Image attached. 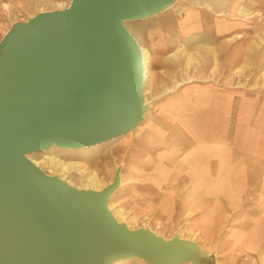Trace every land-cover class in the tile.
I'll return each mask as SVG.
<instances>
[{
	"label": "water",
	"instance_id": "obj_1",
	"mask_svg": "<svg viewBox=\"0 0 264 264\" xmlns=\"http://www.w3.org/2000/svg\"><path fill=\"white\" fill-rule=\"evenodd\" d=\"M175 1L70 0L13 21L0 38V264L213 261L208 253L183 257L177 234L118 221L108 200L119 167L101 189L81 188L27 157L52 146L98 145L139 125L144 64L125 22Z\"/></svg>",
	"mask_w": 264,
	"mask_h": 264
},
{
	"label": "crops",
	"instance_id": "obj_2",
	"mask_svg": "<svg viewBox=\"0 0 264 264\" xmlns=\"http://www.w3.org/2000/svg\"><path fill=\"white\" fill-rule=\"evenodd\" d=\"M176 8L178 16L169 11L153 18L155 31L165 25L207 32L217 69L240 68L245 80L230 88L192 86V122L181 128L187 141H160V180L147 179V199L168 229L188 218L186 230L206 233L219 257L215 264H236L242 255L264 249V0H180ZM182 15L184 29L176 23Z\"/></svg>",
	"mask_w": 264,
	"mask_h": 264
},
{
	"label": "rangeland",
	"instance_id": "obj_3",
	"mask_svg": "<svg viewBox=\"0 0 264 264\" xmlns=\"http://www.w3.org/2000/svg\"><path fill=\"white\" fill-rule=\"evenodd\" d=\"M68 1L69 0H0L1 32H5L13 21L26 20L27 17L40 11L63 8L61 5L65 6ZM178 1L180 0L175 1L169 8L158 14L160 15L165 12L173 11L178 16L180 13V10L176 8ZM158 14L146 19L125 22L137 42L146 49L150 50L153 45H157L160 41L156 49H151V53L155 55L149 64V80L143 84V96L147 101V108L141 124L139 123L132 131L98 144L95 147L79 151L53 147L54 149L52 148L48 152L43 153L42 151H35L30 154V156L37 160H44L45 155L56 154V156L65 161L76 160L80 163L81 168L86 171L88 170V173L95 172L104 183L111 181L115 169L119 167L125 181L116 189L111 202L115 209L120 208L122 211L124 210L123 212L128 214L129 217L132 216L129 222L130 228L150 227L158 234H162L165 238H169L174 235L176 229L181 226L179 229L182 230V235L189 238L191 237L198 244L206 247L209 250L208 255L213 258V261H216V258L219 257L216 256L213 249L208 247L207 234L200 232L193 233L192 231L186 230L184 224L188 222V218L180 219L178 223H175L176 225L179 224L177 226L172 223L173 225L171 227L173 228L168 229L169 226H167V222L151 204L153 201L146 199L147 179H160L159 143L161 140H167V142L176 141L178 143L187 141V137L182 133L183 131L181 128H185L186 124L192 122L190 119L192 105L189 102L192 86L195 84H211L217 87L230 88L232 85H238L240 80H245V78L241 77L238 72L221 71L220 68L216 71H211L212 66L208 64V55L204 50L208 42L207 32L196 34L193 33V31H182L177 27L165 29V25L161 30L156 32V24L152 21L154 17L159 16ZM185 18L186 17L182 15L177 21L181 29H184L186 26ZM180 45L197 58V61L193 62L187 70L190 75H195L194 79L189 81L185 79L186 74L184 69H186V55L182 54L177 58L169 56V54ZM209 74H211L212 77L205 78V76ZM176 81H180L178 86L170 87L163 91ZM241 89L246 90V88ZM173 115H179L180 119L172 120L168 118V116ZM149 125L153 127H159L160 125V129L147 130V126ZM145 151L146 154L144 153ZM42 165V169L45 172L60 175L56 173L53 167L46 164V162L42 163ZM123 167H126V169ZM83 175L84 174L80 171L71 169L70 173H67V178L71 176V179H69L74 186H82L86 183L85 175ZM239 260V264H264V249L244 254ZM125 264L146 263L133 259ZM183 264H190V262Z\"/></svg>",
	"mask_w": 264,
	"mask_h": 264
},
{
	"label": "bare ground",
	"instance_id": "obj_4",
	"mask_svg": "<svg viewBox=\"0 0 264 264\" xmlns=\"http://www.w3.org/2000/svg\"><path fill=\"white\" fill-rule=\"evenodd\" d=\"M70 1V0H69ZM69 1L66 3L65 6H62L61 7H66L68 4H69ZM61 3V2H60ZM59 6V5H58ZM163 14V13H162ZM159 15V14H158ZM162 16V15H161ZM176 23H178L176 21ZM171 25V24H170ZM179 27H180V24H179ZM166 29V27H165ZM130 30V29H129ZM139 46H140V49H141V53H142V57H143V64H144V83L147 82L149 80V77H150V70H149V64H150V52L148 49H146L143 45H141L139 42H138ZM181 44V43H180ZM177 46V45H176ZM205 52H207V54H211L212 58L214 59L213 61V65L211 67V71H216L217 70V67H218V62H217V59H216V56H215V52H214V47L211 46V45H207L206 46V49H204ZM186 55V69L185 70V74H186V77L185 79H187L188 81L189 80H192L194 79L195 75H190L187 70L188 68H190V66L192 65L193 62L197 61L196 57L192 54V53H189L185 50L184 47H182L181 45L178 46L172 53L169 54V56L171 57H174V58H177V57H180V55ZM199 59V58H198ZM221 59V58H220ZM212 62V61H211ZM223 62V61H222ZM221 62V64H222ZM198 65V64H197ZM195 66V65H194ZM196 67V66H195ZM238 69V73L240 71V68H237ZM233 71V70H232ZM220 72V71H219ZM237 72V71H236ZM219 74V73H218ZM234 75V74H233ZM199 77V76H198ZM212 75L209 74V75H206L205 78H211ZM216 78V77H215ZM180 84V81H176L174 82L171 86H168L166 87L163 91L167 90L168 88L170 87H175V86H178ZM146 99H144V104H146ZM145 117V116H144ZM141 124V122H140ZM154 129V128H153ZM132 131V130H131ZM140 131V130H139ZM146 131V130H145ZM130 132V131H129ZM159 132V130H158ZM133 133V132H132ZM142 133V132H141ZM160 133V132H159ZM133 135V134H132ZM141 135V134H140ZM131 137V136H129ZM140 137V136H138ZM147 137V136H146ZM118 141V140H117ZM146 141V140H145ZM155 141V140H154ZM96 145H92V146H89V147H86V148H80V149H76V150H82V149H87V148H91V147H95ZM54 146H52L51 148L47 149V150H42V152H48L50 149H52ZM54 149V148H53ZM67 149H70V148H67ZM70 150H75V149H70ZM75 150V151H76ZM132 151V150H131ZM40 152V151H39ZM213 152V151H212ZM143 153V152H142ZM146 154V151L144 152ZM32 154V153H31ZM125 154V153H124ZM141 154V153H140ZM114 155V154H113ZM135 155V154H134ZM138 155V154H137ZM195 155V154H194ZM197 155V154H196ZM203 155V154H202ZM201 156V155H200ZM206 156V155H204ZM27 157L29 159H31L33 161V163H35L38 167H40L41 169L43 168V165L42 163L46 162V164H49L51 167H53L55 170H56V173L60 174L59 176L66 180L68 183L70 184H73L72 181L70 180L71 179V176H69V178H67V173L71 171V169H76L78 171H80L81 173H83L85 175V179H86V183H82L83 185L82 186H77V187H81V188H93V189H101L102 187H104L107 183H104L101 181V179L99 178V176L95 173V172H92V173H88L85 169L81 168L80 166V163L76 160H68V161H65L63 159H61L60 157L56 156L55 155H45L44 156V160L41 159V160H37V159H34L30 156V154L27 155ZM109 157V156H108ZM115 157V156H114ZM141 157V156H140ZM194 157V156H193ZM181 159V157H180ZM201 159V158H200ZM203 159V158H202ZM207 159V158H206ZM126 161V160H125ZM183 162V161H182ZM200 162V161H199ZM97 163V162H96ZM193 163V162H192ZM191 163V164H192ZM105 164V163H104ZM183 164V163H182ZM189 164V163H188ZM97 165V164H96ZM161 165V164H160ZM163 165V164H162ZM49 167V166H48ZM144 167V166H143ZM159 167V166H158ZM161 167V166H160ZM159 167V169H161ZM165 166H163L164 168ZM110 168V167H109ZM126 169V167H123ZM186 168V167H185ZM45 169V168H44ZM167 169H169L167 167ZM181 169V168H180ZM183 169V168H182ZM112 170V169H111ZM114 171V170H112ZM145 171V170H144ZM156 171V170H155ZM176 171V170H175ZM181 171V170H180ZM127 172V171H126ZM125 172V173H126ZM129 172V171H128ZM140 172V171H139ZM157 172V171H156ZM159 172V171H158ZM79 173V172H78ZM129 174V173H128ZM131 174V173H130ZM173 174V173H172ZM171 174V175H172ZM184 174V173H183ZM83 175V176H84ZM174 175V174H173ZM180 175V174H178ZM82 176V175H81ZM112 176V175H111ZM157 176V175H156ZM118 177H119V186L123 184V182L125 181L124 177H123V173L121 172V170L118 171ZM179 177V176H178ZM181 177V176H180ZM136 178V177H135ZM157 178V177H156ZM167 178V177H166ZM165 178V179H166ZM105 179V178H104ZM138 179V178H137ZM168 179V178H167ZM174 179V177H173ZM177 179V178H176ZM160 180V179H159ZM163 180V179H162ZM170 180V179H169ZM172 180V179H171ZM82 181V180H81ZM179 181V180H178ZM84 182V181H83ZM136 183V182H135ZM74 185V184H73ZM212 188V187H211ZM213 189V188H212ZM158 191V190H157ZM156 191V192H157ZM160 191V190H159ZM213 191V190H212ZM210 192V191H208ZM115 192L112 193V195L110 196L109 200H108V208L111 210L113 216L120 222H123L125 223L128 227L130 226L129 225V222L131 221V217H129L128 214L124 213L120 208H117L115 209L113 207V203L111 202L112 200V196L114 195ZM209 194V193H208ZM212 194V193H211ZM152 195V194H151ZM175 195V194H174ZM210 196V195H209ZM212 196V195H211ZM150 198V197H149ZM147 199V198H146ZM214 199V198H213ZM150 200V199H149ZM172 201V200H171ZM184 201V200H183ZM182 201V202H183ZM150 202V201H149ZM191 202V201H190ZM149 204V203H148ZM152 205H154V203H151ZM150 206V205H148ZM212 207V206H211ZM155 208V207H154ZM173 208V207H172ZM157 209V208H156ZM212 209V208H211ZM210 209V210H211ZM152 211V210H151ZM159 213V212H158ZM153 217V216H152ZM165 218V217H164ZM172 224V223H171ZM179 225V224H178ZM177 226V225H176ZM181 227V226H180ZM179 227V228H180ZM150 228V227H149ZM173 228V227H172ZM177 228V227H176ZM177 229L175 234H177L181 239L184 240L185 244H184V250H185V254H183V257L185 256L189 261H194L196 260V258L200 255V254H207L209 252V250L206 248V247H203L201 246V244H198L196 243V241L194 239H192L191 237H185L182 235V230L181 229ZM152 231H154L152 228H150ZM175 231V230H174ZM215 231V230H214ZM155 233H157L156 231H154ZM159 232V231H158ZM195 232V231H194ZM193 232V233H194ZM158 234V233H157ZM212 234V232H211ZM248 234V233H247ZM251 234V233H250ZM262 234V233H261ZM162 235V234H161ZM248 237V236H246ZM241 238V237H240ZM201 240V239H200ZM236 240V239H235ZM244 240V239H243ZM204 241V240H203ZM250 241V240H248ZM223 246V245H222ZM213 249V247H212ZM133 259H137V260H140V261H143L142 259L140 258H126V259H121V260H117L115 262H113V264H125V263H128L130 261H132ZM144 262V261H143ZM253 263V261H252ZM233 264V263H231ZM239 264V263H238Z\"/></svg>",
	"mask_w": 264,
	"mask_h": 264
},
{
	"label": "trees",
	"instance_id": "obj_5",
	"mask_svg": "<svg viewBox=\"0 0 264 264\" xmlns=\"http://www.w3.org/2000/svg\"><path fill=\"white\" fill-rule=\"evenodd\" d=\"M207 264H215L213 261H208Z\"/></svg>",
	"mask_w": 264,
	"mask_h": 264
}]
</instances>
